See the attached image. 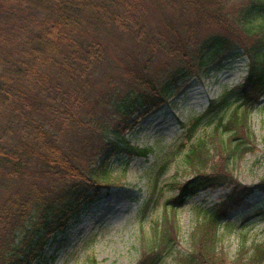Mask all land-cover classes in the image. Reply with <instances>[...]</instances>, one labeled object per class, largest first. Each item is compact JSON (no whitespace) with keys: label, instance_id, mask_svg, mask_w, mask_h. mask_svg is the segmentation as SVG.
Returning <instances> with one entry per match:
<instances>
[{"label":"trees","instance_id":"obj_1","mask_svg":"<svg viewBox=\"0 0 264 264\" xmlns=\"http://www.w3.org/2000/svg\"><path fill=\"white\" fill-rule=\"evenodd\" d=\"M114 39L128 40L134 54ZM112 45L133 59L145 89L111 92L100 105L91 82ZM159 53L187 62L195 56L197 70L226 54L249 61L240 85L210 100L188 128L192 136L204 117L213 123L208 136L188 146L184 161L194 174L179 183L171 211L155 223L153 246L135 264H160L176 245V206L199 191L228 187L196 224L191 251L176 258L227 264L217 251L224 212L264 192V177L245 185L231 172L255 146L245 108L264 95V0H0V264H41L58 233L116 183L112 162L150 151L133 145L125 129L146 104L166 101L186 74L176 67L153 85L144 73ZM112 115L118 120L109 129L104 123ZM261 145L264 152V136ZM249 264H264V243L255 245Z\"/></svg>","mask_w":264,"mask_h":264},{"label":"rangeland","instance_id":"obj_2","mask_svg":"<svg viewBox=\"0 0 264 264\" xmlns=\"http://www.w3.org/2000/svg\"><path fill=\"white\" fill-rule=\"evenodd\" d=\"M154 14L153 26H157L160 20ZM113 45L134 54L135 48L128 40L114 39ZM113 45L108 61L98 66L96 79L91 82V96L100 105L111 92L119 91L121 96L133 91L136 95L145 89L143 80L135 76L140 69L134 67L133 59L125 60V55ZM136 49L146 54L140 46ZM143 58L140 67H144ZM198 60L195 56L188 62L176 60L164 53L154 56L144 73L153 85H160L176 67H184L186 74L178 80L176 90L166 101H157L152 106L146 104L134 114L136 121L125 129L133 145L150 151L144 156L112 162L111 173L116 183L108 189L103 187L98 200L58 233L46 247L41 264H135L153 246L155 223L165 211H171L169 201L177 194L179 183L194 174L193 168L184 161V154L191 142L209 135L213 123L204 117L192 136L188 128L207 109L210 100L240 85L249 61L245 55L226 54L197 70ZM193 64L195 68L190 67ZM133 82L136 83L129 86ZM99 104L98 112L102 110ZM92 105L91 100L88 107ZM245 109H248L247 126L255 146L233 162L231 172L239 183L250 185L264 177L261 145L264 95ZM117 120L112 115L104 124L110 129ZM227 192L228 187L202 190L172 210L177 243L160 264H178L177 256L191 251V233L196 224L205 211L211 212L221 203ZM259 209H264V192L255 191L240 206L224 212L217 251L224 254L227 264H249L255 245L264 243V211Z\"/></svg>","mask_w":264,"mask_h":264}]
</instances>
